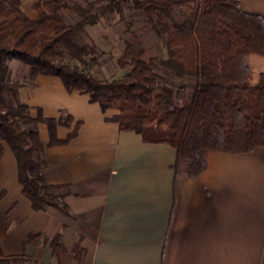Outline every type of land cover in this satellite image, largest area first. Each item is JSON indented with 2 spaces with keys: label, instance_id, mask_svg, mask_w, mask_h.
Listing matches in <instances>:
<instances>
[{
  "label": "trees",
  "instance_id": "obj_1",
  "mask_svg": "<svg viewBox=\"0 0 264 264\" xmlns=\"http://www.w3.org/2000/svg\"><path fill=\"white\" fill-rule=\"evenodd\" d=\"M29 1L33 19L20 0H0V161L7 147L16 161L22 195L33 211L54 209L69 216L62 192L66 188L44 180L46 161L37 124H47L50 145L66 143L73 135L60 142L55 128L65 122L41 114L33 119L27 105L6 102L4 95L24 86L9 81L8 62L26 66L29 80L57 78L67 93L88 95L103 112H116L112 120L120 131L135 132L148 144L172 147L176 174L199 175L209 152L238 155L264 148V75L255 86L247 83V58H264V16L244 11L233 0H78L73 6L66 0ZM63 11L74 13L77 22L66 24ZM125 12L141 16L162 40L163 53L146 62L142 39L134 35L135 42H127L116 60L118 68L129 72L119 80L95 78L90 74L98 64L95 48L78 44L73 36L107 15L122 17ZM132 23L127 21L128 31ZM185 80H193L190 101L178 106ZM36 239L29 236L24 245ZM50 247L57 259L64 258L59 236ZM26 259L24 254L6 257L0 247V264Z\"/></svg>",
  "mask_w": 264,
  "mask_h": 264
},
{
  "label": "crops",
  "instance_id": "obj_2",
  "mask_svg": "<svg viewBox=\"0 0 264 264\" xmlns=\"http://www.w3.org/2000/svg\"><path fill=\"white\" fill-rule=\"evenodd\" d=\"M233 1L264 16V0ZM247 67V83L255 86L264 58L250 55ZM25 74L16 93L29 116L65 122L55 128L60 142L73 135L50 145L47 124H37L44 180L66 188L69 216L32 210L4 147L0 247L6 257H27L13 264H264V148L209 152L199 175L176 174L172 147L120 131L116 112H103L88 95L67 93L57 78ZM32 235L35 243L24 245ZM58 236L65 251L60 260L50 247Z\"/></svg>",
  "mask_w": 264,
  "mask_h": 264
},
{
  "label": "rangeland",
  "instance_id": "obj_3",
  "mask_svg": "<svg viewBox=\"0 0 264 264\" xmlns=\"http://www.w3.org/2000/svg\"><path fill=\"white\" fill-rule=\"evenodd\" d=\"M20 1L24 13L28 18L33 19L35 17L32 11L33 2L29 0ZM66 2L69 6L79 4L78 0H66ZM188 14V11H186L184 13V16H188ZM60 16L66 24L72 25L77 22V19L72 12L63 11L61 12ZM177 18L179 20H183L182 16H177ZM129 20L133 21V23L128 31L127 21ZM134 35H137V37H140L142 39L141 43L145 48V55L143 59L146 62L150 61L151 58H157L161 56V54L163 53L162 40L159 41L158 39H156L152 32L148 30L147 26L143 24L141 16L132 12H125L122 17H119L117 15H107L100 21L99 24L93 27L85 28L80 33L75 34L73 38L80 45H88L95 48L98 64L93 66L90 70V74L93 77L103 80H119L123 78L130 69L118 68L116 65V60L122 56L125 44L127 42H135ZM7 66L9 69V81L11 83H23V81L26 79L25 73L28 68L14 61L8 62ZM161 71L162 73H166V71L163 69H161ZM176 79L179 82L183 80L182 77H176ZM177 80L174 79L173 82L176 83V86H179L180 83ZM183 82L184 83L182 84L186 86V89L178 97V106L189 103L190 95L192 92L190 88V85L192 83L188 80H185ZM4 96L7 103L9 101H11L12 103L20 102L17 93ZM182 167L183 166H181V170ZM236 184V188H238L237 181ZM242 187H245V185H242Z\"/></svg>",
  "mask_w": 264,
  "mask_h": 264
}]
</instances>
